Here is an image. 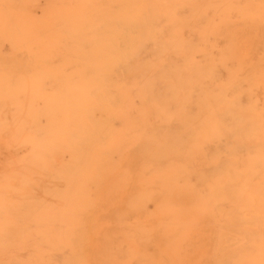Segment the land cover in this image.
<instances>
[{"label":"bare ground","instance_id":"1","mask_svg":"<svg viewBox=\"0 0 264 264\" xmlns=\"http://www.w3.org/2000/svg\"><path fill=\"white\" fill-rule=\"evenodd\" d=\"M0 264H264V0H0Z\"/></svg>","mask_w":264,"mask_h":264},{"label":"rangeland","instance_id":"2","mask_svg":"<svg viewBox=\"0 0 264 264\" xmlns=\"http://www.w3.org/2000/svg\"><path fill=\"white\" fill-rule=\"evenodd\" d=\"M212 4V3H211ZM189 4H182V5H179L178 7H177V12L179 13V15H181L182 16V18H180V19H183V17H185V18H189L190 17V12H189ZM208 11H210V10H208ZM211 11H212V13H211V15L213 16V19L211 20V18H208V16H211V15H208L207 13H206V16H207V22L205 23V24H198V25H202V26H204V27H202L203 29H205V27H206V25L208 24H210L211 22H217V24L219 25V27H221V25H222V23H223V19H224V17H222L220 14H214L215 12H213V11H215V9H213V7L211 8ZM203 15V17H202V20H204V22L206 21L205 19H206V17L204 18V16H205V14H202ZM201 17H199L200 19H201ZM199 19V20H200ZM194 20H197V19H194ZM199 20H198V23H199ZM200 21V23H203V21ZM162 21L163 22H165V18H163L162 19ZM210 23H209V22ZM193 23H195L194 21H192ZM197 24V22L195 23V24H192V25H196ZM192 25H190V26H192ZM182 26L183 25H180V30H179V36H180V39H181V41L182 42H189L190 41V39H191V36L192 35H194V32L197 30L198 31V29L200 28L199 26H197V28H196V26L195 27H190V26H188V27H190V28H185L184 27V30H182L181 28H182ZM208 27V26H207ZM246 27H248V24L247 25H245L243 28H242V30H241V32H239V33H237L238 35H233L234 36V38L236 37V36H239V35H241L239 38H244L243 39V41H241L238 45L240 46V47H243V46H245L246 44H247V38H246V36H248L250 33H252L251 32V30H248V28L246 29ZM250 27H252V26H250ZM249 27V28H250ZM202 28H200V29H202ZM209 28V30H208V35H210L211 33L213 34V31H211V27L209 26L208 27ZM196 29V30H195ZM199 29V31H201ZM202 29V30H203ZM196 31V32H197ZM206 31H207V29L205 30V33H206ZM205 33H203V34H205ZM222 33V32H221ZM188 34V35H187ZM214 35V34H213ZM212 35V36H213ZM217 35H221V34H217ZM184 36H186V37H184ZM232 36V37H233ZM195 38V37H194ZM217 38H219V36L217 37ZM239 38L237 39V37L235 38V39H237L238 41H239ZM204 39V38H203ZM208 39V38H207ZM209 39H210V41H209V43L211 42V40H213L212 38H211V35H210V37H209ZM208 39V40H209ZM167 40H169V35L167 34V33H164L163 35H160V38H158V41H156V40H151L150 42H147L146 44H144V46H143V48H141V50H142V62H144V65H142L143 67H145V68H148V67H146V65L147 64H150L151 66H152V68H156V67H154V66H158V67H160V65H158L159 63H161L162 65H161V67L160 68H156V69H158L157 70V72H158V77H155V78H159V79H163L164 78V80H162L159 84H158V87L160 86L161 88H160V93L159 94H162V95H172V93L170 94V92L168 93V91H170L171 90V88L173 87V82L172 83H168L169 81L168 80H171L172 81V79L171 78H169V77H171L172 75H169L168 74V72L166 71V70H164L163 69V67H164V65L163 64H165V60H166V58H165V52L163 53L162 52V44H165L166 42H167ZM200 40H202V34H201V38H199V40H198V43L200 42ZM215 40H217L216 38H215ZM202 43V42H201ZM206 46H208L209 44H208V42L206 41ZM200 44V43H199ZM198 44V49L200 50V48H204V47H202V46H204V41H203V44H201V45H199ZM120 46V45H119ZM118 46V47H119ZM122 46V45H121ZM120 46V47H121ZM159 48H158V47ZM238 46V47H239ZM123 47H125L124 45H123ZM237 47V49H235V50H238L239 48ZM116 49H118V48H116ZM123 49V48H122ZM155 49H157V50H155ZM213 49V48H212ZM202 50H204V49H202ZM3 51H4V53H8L9 52V49L7 48V47H4L3 48ZM215 52H216V50H214ZM213 51V52H214ZM237 52H239V50L238 51H236L235 53H237ZM234 53V54H235ZM237 55H239V53L238 54H236V56ZM235 56V57H236ZM237 58H239L238 56H237ZM201 61H202V64L203 65H201V66H203V67H206V71H207V73H206V75H207V77L208 78H211V76H212V78L213 77H219L220 79H221V81L222 82H220V84H221V88H222V90L223 91H226V90H228L229 88L228 87H230L231 86V89L233 88V87H235V84L234 83H232L231 81H227V80H225V78H226V75L224 76V71L222 70V69H219V67H216V68H214V65L213 64H207L206 63V60H204V59H201ZM136 62V61H135ZM131 64V66H132V68H134V69H136L135 67L138 65L139 66V64L137 63V65L135 64L134 66H133V64H134V62L133 61H131L130 62ZM146 63V64H145ZM137 66V67H138ZM145 68H143V69H145ZM144 71V70H143ZM183 71V70H182ZM182 71H180L179 72V75H180V73L182 74V75H180L181 76V78L182 77H184V74L182 73ZM145 72V71H144ZM153 75V74H152ZM166 75H167V78H165L166 77ZM149 76V75H148ZM151 76V75H150ZM148 77V78H151L152 77V80H154L153 79V76H151V77ZM147 77V76H146ZM173 77V76H172ZM174 78H175V76H174ZM174 78H173V80H174ZM165 79L168 81H165ZM164 81V82H163ZM152 82V81H151ZM167 82V84L165 85L164 83H166ZM228 88V89H227ZM221 93H223V92H221ZM152 94L151 93H149V95H148V97H153V96H151ZM153 95H155V94H153ZM157 95V94H156ZM197 92L195 91V90H191L190 91V95L188 96V98L191 100V99H193V100H196L197 99ZM152 101H155V97L154 98H152L151 99ZM188 107L192 110V111H196V109H197V105H195L196 104V101H194L193 103H192V101H189L188 102ZM137 110H139V113H141V112H143V111H140V109L139 108H137ZM142 110V109H141ZM134 111H136V110H133L132 112L133 113H136L135 115H133L132 114V112H131V114L133 115V118H135L134 116H136L137 115V112H134ZM138 113V114H139ZM172 113L174 114V111L172 110ZM179 113V112H178ZM178 113H177V115H178ZM169 116H171V114L169 115ZM177 117V116H176ZM131 119H132V117H131ZM131 119H129V121L131 120ZM40 121H42L41 123L42 124H44L45 122H46V120H45V118H43V119H41ZM131 121H133V119L131 120ZM130 121V122H131ZM135 121V120H134ZM163 121L164 122H162L161 123V125H162V127H166V126H168V124L170 123V119L169 118H167V120H165V119H163ZM128 122V124H131V123H133V122ZM131 125H133V124H131ZM170 125V124H169Z\"/></svg>","mask_w":264,"mask_h":264}]
</instances>
